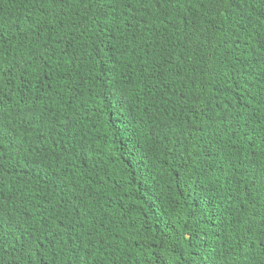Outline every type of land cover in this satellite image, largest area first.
<instances>
[{"label": "trees", "instance_id": "obj_1", "mask_svg": "<svg viewBox=\"0 0 264 264\" xmlns=\"http://www.w3.org/2000/svg\"><path fill=\"white\" fill-rule=\"evenodd\" d=\"M0 264H264V0H0Z\"/></svg>", "mask_w": 264, "mask_h": 264}]
</instances>
